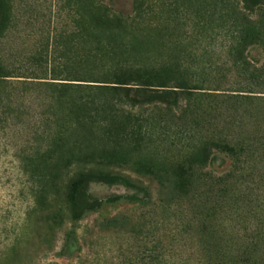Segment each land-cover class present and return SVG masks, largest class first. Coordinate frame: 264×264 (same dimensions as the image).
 I'll use <instances>...</instances> for the list:
<instances>
[{
    "label": "rangeland",
    "instance_id": "1",
    "mask_svg": "<svg viewBox=\"0 0 264 264\" xmlns=\"http://www.w3.org/2000/svg\"><path fill=\"white\" fill-rule=\"evenodd\" d=\"M141 1L143 18L134 24L121 25L104 19L99 5L107 7L111 14L130 17L135 14L133 0H2L0 264H145L146 250L175 228L174 219L164 220L163 212L150 210L142 192L100 182L90 183L87 193L92 198L103 202L121 196L133 199L110 205L98 213H89L75 226L66 225L68 231H77L76 239L66 236V226L59 230V224L46 222L38 231L35 224L40 216L34 214L27 219L34 206L36 187H41L38 201L43 205L50 201L55 189L64 193L68 177L79 166L75 141L77 138L87 141L82 138L84 130L88 129L83 117L92 109L85 104L86 98L83 101L84 93H67L56 104L55 110L62 118L59 127L49 121L52 112L49 101L60 94L38 85L35 79L52 78L44 74L36 76L34 72L37 65L32 58L39 50L53 52L56 45L77 42L81 48L78 54L88 55V61H81V58L76 61L81 74L89 70L98 75L113 68L118 70L119 62H144L145 67L154 69H172L175 63L182 62L184 66L176 75L191 80L194 88L217 89L216 81L223 77L226 68L232 69L227 77L229 80L237 78L231 51L235 43L232 37L236 34L227 18L231 0ZM59 14L60 20H57ZM75 33L76 40L71 37ZM115 43L128 46L126 49H130V53L122 47L124 53L112 54L109 46ZM247 54L249 59L262 63L264 55L260 49ZM196 79L203 82L196 83ZM98 81L101 83L97 85L109 86L113 80ZM221 87L218 89H226L225 85ZM101 94L97 97L103 103L111 101V95ZM182 107L189 110L183 120L178 109H150L148 132L151 135L144 140L134 136L123 146L131 162L150 163L151 149L153 153L170 158L173 164L178 163L198 153L202 141L208 140L211 134L224 127L234 130L240 125V116L225 105L217 108L215 103L191 98L183 101ZM66 117L75 121L72 127L64 122ZM90 139L88 141L105 155L109 147L98 130H94ZM110 163L106 156H99L89 167L114 169L136 177L131 164ZM230 163L228 160L215 173L227 172ZM247 166L234 182L231 197L240 200V207L251 205L262 211L264 208L259 205H264V162L254 166L249 161ZM201 183L199 191L202 193L204 183ZM185 185L186 181L179 180L181 190L177 195L180 199L175 204L207 218L208 233L242 229L239 218L225 214L229 211L228 205L232 207L233 203L226 202L219 194L210 199L199 196L200 192L187 191ZM162 198L166 202L170 196L163 194ZM163 207L166 211V206ZM239 213L244 215L242 210Z\"/></svg>",
    "mask_w": 264,
    "mask_h": 264
},
{
    "label": "trees",
    "instance_id": "2",
    "mask_svg": "<svg viewBox=\"0 0 264 264\" xmlns=\"http://www.w3.org/2000/svg\"><path fill=\"white\" fill-rule=\"evenodd\" d=\"M133 3L135 14L130 17L111 14L103 5H99V9L102 17L108 21L121 25L134 24L143 18L144 5L141 0H133ZM0 6L4 9L2 0ZM229 9L227 18L236 34L232 37L235 43L231 51L234 58L233 71L237 78L229 80L227 77L232 69H223V77L216 81L217 89L194 88L191 80L177 76V70L184 66L182 62L175 63L172 69L149 68L144 66V62H119L118 70L113 68L99 75L89 70L81 74L76 67V61L79 58L81 61H88V55L78 54L81 48L77 42L68 41L63 45H56L53 52L39 50L33 56L32 59L37 65L34 70L36 76L44 74L52 77H35L38 85L60 94L49 101L48 107L52 110L49 121L59 127L62 118H59V112L55 110L56 104L67 93H84L83 101L86 98L88 101L85 104L92 106L88 115L83 117L88 129L84 130L82 138L87 141L82 142L79 138L75 141L76 156L80 158L77 163L79 166L68 177L64 193L60 194L55 189L50 194V201L43 205L38 201V196L42 193L41 187H36L33 191L34 206L27 219L34 214L40 216L41 219L35 224L38 231L43 229L46 222L59 224V230L66 225L75 226L89 213H98L110 205L133 199L121 196L105 202L96 200L87 193L91 182L124 185L142 192L148 200L150 210L163 212L164 220L174 219L176 222L175 228L170 229L166 237L146 250L145 264H264V210L253 209L251 205L240 207V200L231 197V188L241 177L244 167L247 164L249 167V161L254 166L264 162V57L260 64L249 59L247 54L250 50L260 49L264 55V0H231ZM57 20H60V14L57 15ZM75 35L76 33L71 36L74 40L77 38ZM109 47L110 52L116 56L124 53V48L129 53L131 51L126 49L128 46L116 43ZM104 78L113 80L110 82L112 85L96 84L101 83L98 80ZM195 82L203 81L196 79ZM223 85L226 89H218ZM218 91L220 92L217 93ZM100 93L111 95V101L103 103L97 97ZM191 98L215 103L217 108L227 106L240 116V125L234 130L224 127L223 130L211 134L208 140L202 141L203 145L198 153L185 157L178 163L173 164L169 161L170 158L153 153L151 149L150 163L131 162L130 155L123 146L134 136L144 140L151 135L148 132V126L151 125L150 109H178L183 120L189 110L182 107V102ZM63 120L66 124L70 123L71 127L75 124L70 117ZM95 129L109 147L105 155L88 141ZM99 156H106L110 164L117 166L131 164L136 177L114 169L89 167ZM228 160L231 162L229 170L220 175L216 174V170L223 168ZM179 180L186 181L184 188L187 191L195 189L198 194L203 182L204 191L199 196L205 195L210 199L211 196L219 194L226 202L233 203L234 206H227L229 211L225 214L239 218L243 223L242 229L237 232L220 230L208 233L207 218L198 212L193 213L188 207L180 209L178 204L176 206L175 202L180 199V195H177L181 190ZM163 194L170 196L166 202L162 198ZM163 206H166V211ZM259 206L264 208L263 204ZM240 210L244 215H240ZM67 226L66 236L76 239L77 231H68ZM53 231L56 232V229Z\"/></svg>",
    "mask_w": 264,
    "mask_h": 264
}]
</instances>
